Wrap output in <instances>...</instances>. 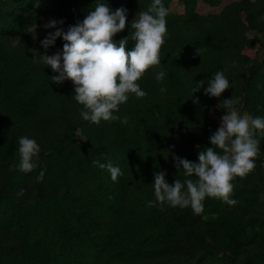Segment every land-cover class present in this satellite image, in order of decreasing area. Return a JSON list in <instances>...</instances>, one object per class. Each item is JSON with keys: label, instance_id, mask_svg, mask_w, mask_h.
I'll return each mask as SVG.
<instances>
[{"label": "trees", "instance_id": "trees-1", "mask_svg": "<svg viewBox=\"0 0 264 264\" xmlns=\"http://www.w3.org/2000/svg\"><path fill=\"white\" fill-rule=\"evenodd\" d=\"M101 2L128 9L119 40L151 0ZM95 3L0 0V264H264V136L257 135L254 170L232 181L235 206L206 198L200 215L149 206L154 172H166L169 184L183 182L173 155L198 163L196 146L211 147L226 114L223 99L233 98L242 116L264 117V0H162L169 14L160 64L137 82L147 95L130 94L115 113L121 120L99 125L79 115L74 84L52 83L56 73L31 51L43 54L41 41L56 30L34 39L32 28L55 18L66 30ZM64 43L57 38L48 54ZM217 71L230 84L221 98L204 94ZM200 81L204 88L195 93ZM22 136L41 149L31 173L18 167ZM94 161L122 175L114 182Z\"/></svg>", "mask_w": 264, "mask_h": 264}, {"label": "clouds", "instance_id": "clouds-1", "mask_svg": "<svg viewBox=\"0 0 264 264\" xmlns=\"http://www.w3.org/2000/svg\"><path fill=\"white\" fill-rule=\"evenodd\" d=\"M251 2L255 3V0ZM36 6L39 7V0H36ZM127 14L125 7L113 11L106 2L96 0L93 10L66 30L64 20L45 23L46 30H56L41 41L43 54L37 49L31 50L36 54L35 59L56 73L51 76L52 83L61 85L70 80L74 84L72 98L81 106L79 115L91 124L121 120L115 114L120 105L127 103L130 94L137 98L147 95L137 82L149 68L160 64L169 9L162 0H151L146 10H140L131 21L130 34L115 40L114 37L128 26ZM32 34L36 39V29ZM61 37L65 41L63 50L49 55L47 50ZM129 44L132 45L130 51ZM164 76L163 70L157 73V83H161ZM199 83L201 86L194 90L195 93L204 88V81ZM229 88L224 72L217 71L208 80L204 94L221 98ZM160 92H166V88L161 87ZM234 103L233 98L222 100L219 107L225 109L226 114L222 116L219 128L209 137L211 147L201 149L200 145L196 146L200 149L198 163L173 155L178 173L182 171L185 177L183 182L176 178L174 184H169L165 179L166 172H154L155 200L149 202L150 207L157 203L161 210L165 204L182 209L190 207L194 214L200 215L206 198H219L229 206L238 203L231 198L232 181L236 177L246 178L254 170V160L260 151L257 135L264 136V117L242 116L233 109ZM121 122L127 124V117ZM40 151V145L34 139L20 137L17 148L19 170L31 173L39 167ZM93 165L106 168L114 182L122 175L120 168L110 162L94 161ZM44 174L41 171L37 181H42Z\"/></svg>", "mask_w": 264, "mask_h": 264}, {"label": "rangeland", "instance_id": "rangeland-1", "mask_svg": "<svg viewBox=\"0 0 264 264\" xmlns=\"http://www.w3.org/2000/svg\"><path fill=\"white\" fill-rule=\"evenodd\" d=\"M230 1H234V0H227V2H230ZM179 9V11H182V8L181 7H179L178 8ZM202 13H207V12H218V9H210V8H208V7H200V9H199ZM51 20H56V21H58L57 19H55V18H47V19H45L40 25H38V26H36V27H34V28H32L31 29V34H32V32H34L35 31V29H36V37H40V36H43V35H45L46 33H48L49 31H52L53 29H45L44 27H43V25L45 24V23H47V22H49V21H51ZM32 36H33V34H32ZM247 54H249V55H253L254 54V51H252V50H250V49H247L246 51H245Z\"/></svg>", "mask_w": 264, "mask_h": 264}]
</instances>
